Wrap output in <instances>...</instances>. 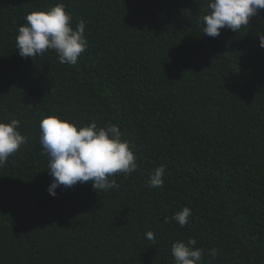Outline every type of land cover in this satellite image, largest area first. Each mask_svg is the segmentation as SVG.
I'll return each mask as SVG.
<instances>
[{
	"label": "trees",
	"instance_id": "trees-1",
	"mask_svg": "<svg viewBox=\"0 0 264 264\" xmlns=\"http://www.w3.org/2000/svg\"><path fill=\"white\" fill-rule=\"evenodd\" d=\"M208 2L0 0V108L18 89L28 137L0 167V264H175L172 243L189 238L201 264H264V10L212 38ZM57 3L73 27L85 21L77 64L53 50L21 58L26 15ZM52 115L118 126L137 169L109 177L115 189L49 195L39 122ZM160 165L163 187L151 188ZM183 207L192 215L181 227L172 216Z\"/></svg>",
	"mask_w": 264,
	"mask_h": 264
},
{
	"label": "clouds",
	"instance_id": "clouds-1",
	"mask_svg": "<svg viewBox=\"0 0 264 264\" xmlns=\"http://www.w3.org/2000/svg\"><path fill=\"white\" fill-rule=\"evenodd\" d=\"M207 8L209 11L201 21L202 32L216 38L221 29L237 32L247 27L250 19L264 10V0H209ZM25 21L18 28L15 38L21 58L35 59L53 50L60 63L73 66L88 46L85 21L80 20L73 27L72 15L65 10L63 3H57L47 11L31 12L26 15ZM257 36L259 46L264 48V33L258 32ZM15 99L19 100L18 89L0 108V167L28 140L19 131L21 121L15 118L17 113L12 103ZM39 142L48 157L46 168L52 181L47 192L53 197L57 188H70L77 183L91 182L95 191L115 189L118 185L109 177L117 173L130 174L138 167L137 157L130 149L129 142L122 139L116 125L98 128L96 122L92 121L77 126L55 115L47 116L39 122ZM164 173V165L156 167L150 174L149 187H163ZM191 215V209L183 207L174 213L172 219L183 227ZM145 238L155 241L151 231L145 234ZM196 243L194 238H189L186 243L180 240L173 242L170 251L175 264H201L203 251L195 247ZM209 255L215 257L216 250L211 249Z\"/></svg>",
	"mask_w": 264,
	"mask_h": 264
}]
</instances>
